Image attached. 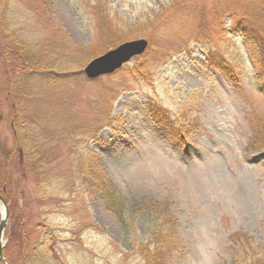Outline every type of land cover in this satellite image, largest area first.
<instances>
[{
    "label": "rangeland",
    "instance_id": "rangeland-1",
    "mask_svg": "<svg viewBox=\"0 0 264 264\" xmlns=\"http://www.w3.org/2000/svg\"><path fill=\"white\" fill-rule=\"evenodd\" d=\"M256 1L48 0L38 11L0 0L9 32L44 56L15 75L0 57V183L11 173L0 264H143L131 245L147 238L145 221L126 235L98 174L130 200L169 202L185 251L168 264H231L234 233L264 244V94L227 18H256ZM138 38L142 56L85 77L91 59Z\"/></svg>",
    "mask_w": 264,
    "mask_h": 264
},
{
    "label": "trees",
    "instance_id": "trees-1",
    "mask_svg": "<svg viewBox=\"0 0 264 264\" xmlns=\"http://www.w3.org/2000/svg\"><path fill=\"white\" fill-rule=\"evenodd\" d=\"M28 1L34 2L38 11H42L49 5L48 0ZM100 1L101 0H80L82 5H88L94 10L98 7ZM7 2L8 0L5 2L6 5ZM257 7L261 8L258 10ZM256 10L258 12L256 18H251L247 14L249 13L248 9H246L245 14H242V16L235 15V12L231 11L227 15V18H233L235 30L241 36L250 59L256 66L254 80L260 85L259 88L264 94V25L261 23V21L264 22V8L260 0L256 1ZM0 26L2 27V30L0 29V57H3L5 60L13 58V62L5 61L8 64L5 68L6 73H8V75H15L18 72L25 73L28 70H39L44 56L39 51H35L32 47L27 46L19 37L9 32L8 19L4 13L0 14ZM1 38L10 41H7V43L2 42ZM112 44L113 42H110V45ZM207 60L210 62V65L218 66L219 69H221L220 71L228 75L227 65L223 60L215 62L216 60H214L212 55L207 57ZM148 107L158 122L167 127L170 126L168 113L162 111L165 110V108L150 103ZM13 118H15V114ZM171 130L169 131L172 136H174L175 140L178 143L183 142L184 133L182 129H179V131L174 134ZM255 146L261 148L264 144L258 143ZM11 166L12 164L8 165V169H10ZM10 176L11 173L6 177L7 179L4 180L5 182L3 184L0 183V191L6 204L10 202L7 195L8 192L5 188ZM95 178L93 186L99 192L105 209L116 217L126 235L130 236V233H137L139 222L145 221V230L148 233L147 238L145 240L134 239L135 243L131 245V247L140 254L143 264H168L173 253L185 251L175 232L177 222L172 216L167 200L156 201L149 198L130 200L123 196L114 184L108 181L104 176L98 174ZM230 245L232 250L231 264H264V244L257 247L251 238L234 233L230 238Z\"/></svg>",
    "mask_w": 264,
    "mask_h": 264
},
{
    "label": "water",
    "instance_id": "water-1",
    "mask_svg": "<svg viewBox=\"0 0 264 264\" xmlns=\"http://www.w3.org/2000/svg\"><path fill=\"white\" fill-rule=\"evenodd\" d=\"M148 42L144 38L125 41L115 48L90 60L84 67L83 73L88 79H95L102 75H107L118 70L134 56L141 55L147 48ZM1 219H0V260L3 259L1 241L5 222L8 216L6 203L0 196Z\"/></svg>",
    "mask_w": 264,
    "mask_h": 264
}]
</instances>
